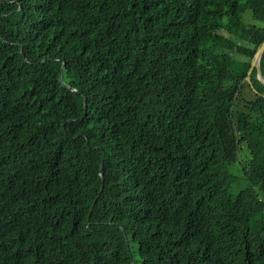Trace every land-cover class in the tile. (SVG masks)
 I'll return each instance as SVG.
<instances>
[{
    "label": "trees",
    "instance_id": "trees-1",
    "mask_svg": "<svg viewBox=\"0 0 264 264\" xmlns=\"http://www.w3.org/2000/svg\"><path fill=\"white\" fill-rule=\"evenodd\" d=\"M263 41L264 0H0V264H264Z\"/></svg>",
    "mask_w": 264,
    "mask_h": 264
},
{
    "label": "water",
    "instance_id": "water-1",
    "mask_svg": "<svg viewBox=\"0 0 264 264\" xmlns=\"http://www.w3.org/2000/svg\"><path fill=\"white\" fill-rule=\"evenodd\" d=\"M262 61L263 67H264V41L260 44V46L256 49L251 62H250V68L248 70L246 79L249 81V74L252 72V70L256 69L257 79L259 82L264 86V75L261 73L260 63ZM64 64L61 67V72L63 71ZM62 82V80H60ZM262 97H264V93L262 94ZM84 111H86V100L84 99ZM103 185H101L100 190H102ZM94 204V202H93ZM92 204V206H93Z\"/></svg>",
    "mask_w": 264,
    "mask_h": 264
},
{
    "label": "rangeland",
    "instance_id": "rangeland-1",
    "mask_svg": "<svg viewBox=\"0 0 264 264\" xmlns=\"http://www.w3.org/2000/svg\"><path fill=\"white\" fill-rule=\"evenodd\" d=\"M251 123L253 124V126L258 125V123H259V115L257 113H254L251 116ZM259 136L264 137V132L262 130L259 131Z\"/></svg>",
    "mask_w": 264,
    "mask_h": 264
},
{
    "label": "clouds",
    "instance_id": "clouds-1",
    "mask_svg": "<svg viewBox=\"0 0 264 264\" xmlns=\"http://www.w3.org/2000/svg\"><path fill=\"white\" fill-rule=\"evenodd\" d=\"M63 65V64H62ZM62 67V66H61ZM60 80H62L61 79V77H60ZM100 176H101V174H100ZM101 181H103V179H102V177H101ZM101 185H103V183H101ZM100 188H101V186H100ZM103 189V188H102ZM101 190L99 189V192H100ZM94 202V201H93ZM93 202H92V204H93ZM94 205V204H93ZM131 264H133V263H131Z\"/></svg>",
    "mask_w": 264,
    "mask_h": 264
}]
</instances>
